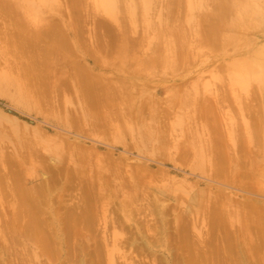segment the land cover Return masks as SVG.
I'll use <instances>...</instances> for the list:
<instances>
[{"label": "bare ground", "instance_id": "bare-ground-1", "mask_svg": "<svg viewBox=\"0 0 264 264\" xmlns=\"http://www.w3.org/2000/svg\"><path fill=\"white\" fill-rule=\"evenodd\" d=\"M12 1L0 0V46L8 49L0 52V63L10 67L0 79L26 98L8 96L12 104L44 117L49 111L53 121L49 127L41 120L30 127L0 110V124L8 122L14 133L12 144L0 141V205L10 209L1 221L14 244H32L25 253L17 249L13 264H103L102 255L109 249V264H264V208L258 205L264 187L256 185L255 176L259 172L264 177V162L259 169L260 154H250L253 143L263 137L254 119L260 120L258 113L255 116L261 102L257 92L264 96V34L262 40L247 37L264 30V0H186L194 14L184 5L187 15L185 9L178 11L188 17L177 23L180 13L168 7L171 1L162 0L164 6L168 3L165 16L148 21L143 14V32L139 28L145 19L139 24L136 18L138 28L136 15L128 16L135 14V6L125 0L123 5L121 0H95L96 9H104L108 17L103 11V16L92 14L94 5L92 12L81 8L80 0H57L61 4L54 8L44 0ZM148 1L140 2L141 12ZM129 4L127 13L121 7ZM21 6L19 13L36 9L28 16L33 26L22 17L26 11L19 16ZM48 6V12L64 10L65 18L47 17ZM194 8L200 11L196 16ZM178 37L188 44L181 41L180 48ZM229 44L238 54L229 61L231 69L224 65L227 79L223 71L222 83L211 77L215 87L211 79H189L191 70L226 56ZM202 46L214 54L205 53ZM247 49L251 54L244 53ZM216 65L211 70H217ZM216 78L220 86L233 87L231 97L234 90H248L243 107L249 104L251 109V104L254 109L260 101L258 109H251L255 118H249L250 127L258 125L253 128L254 142L243 136L247 127H241L243 133L235 125L245 142L235 127L227 125V131L219 126L224 116L215 115L213 106L222 99L209 90L217 89ZM197 82L211 95L202 89L205 95L198 92L193 99L186 93L192 87L201 89ZM230 89L222 91L224 99ZM192 101L202 114L199 109L181 112L182 107L176 114L177 104L184 107ZM0 137L13 141L10 134L0 132ZM250 143L248 149L245 144ZM249 161L257 163L255 174Z\"/></svg>", "mask_w": 264, "mask_h": 264}, {"label": "rangeland", "instance_id": "rangeland-1", "mask_svg": "<svg viewBox=\"0 0 264 264\" xmlns=\"http://www.w3.org/2000/svg\"><path fill=\"white\" fill-rule=\"evenodd\" d=\"M11 1H12V0H11ZM15 1H16V0H15ZM21 1H22V0H20V2H21ZM23 1H24V0H23ZM77 1L79 2V0H77ZM115 1H116V0H114V3H115ZM119 1H120V0H119ZM121 1H122V2H119V3H122V5H123L124 0H121ZM130 1H131V2H130ZM143 1H144V0H143ZM154 1H156V0H153V2H152V0H149V1H148L149 7L152 8V9H151L152 12H149V11H151V10L148 11L149 7H146V8L142 7V12H141V8H140V7H141L142 5L140 4V2L142 3V0H125L126 4L130 3V4H132V7H133V5L136 7V8L133 7V8L135 9V11H134V9L131 7L132 10L134 11L133 13H135V14H133V16L130 17V15H131L130 13H131V12L129 13V15H128V14H127V15L129 16V19H130V18L133 19L134 15H136L134 18H135V19L137 18L138 21H139V22H138L137 19H136V21H135V20L133 21V22H135L134 24H135L136 26H138L139 24H141V23L143 22L142 24H143L144 27L139 28V26H138V28H139L140 30L142 29V32H143V28H145V23H144V22H145V21L147 22V18H148V21H150V19H152V18H153L152 20H155V21H156V18H157L159 15H164V16H165V14H166V12H165V11H166V7H165V6H166L168 3H166V5L164 6V4H165L164 1L162 2V0H157V1L155 2L156 4H154L155 6H154V5H151V6H152V7H151L150 4H151V3H154ZM165 1H166V0H165ZM169 1H171V4H170L169 6H168V5H167V6H168L169 8H173V9L175 8V12H177L178 10H180V12H181V11H183V9H185V8L187 9L188 6L190 5V4L188 3V1H186V0H183V1H182V0H180V1L178 0L177 2H174V1H176V0H173V1H172V0H169ZM169 1H167V2H169ZM17 2H18V1H17ZM20 2L18 3L19 5H21V3H22V2H21V3H20ZM47 2H50V3H48V4H49V6H51L50 4H52V5H53V6H52L53 8H54V5H57L58 3L61 4V2H59V1H57V0H47V1L44 0V4H45V5H46ZM52 2H54V3H52ZM80 2H84V5H83V3L81 4V8H82V6H84V9L86 8L87 11H90V10H91L90 7H91L92 5H94L95 8H93V9H94L95 11H94L93 9H92L93 12L90 11V12H92V14H93V13H98V14L102 15V12H101V11H103V15L105 14V16H107V13L105 12L104 9H103V10H100V7H99V9H98V8L96 9V4L94 3L95 0H80ZM97 2H98V1H96V3H97ZM158 2H159L160 4H157ZM183 2L188 3V5L185 4V3H183ZM12 3H14V2L12 1ZM23 3H24V2H23ZM93 3H94V4H93ZM163 3H164V4H163ZM175 3H176V5H175ZM177 3L179 4V6H177V5H178ZM190 3H191V2H190ZM15 4H17V3H14V4H13V8H14V9H15V8H16V9L18 8L17 10H19V6L15 5ZM48 4H47V5H48ZM130 4H129V5H125V7H123V6L121 7V5H120V6H118V8L121 7L122 10H123V9L126 10V6H129V9H130V6H131ZM181 4H182V5H181ZM47 5H46V6H47ZM140 5H141V6H140ZM172 5H175V7L172 6ZM180 5H181V6H180ZM184 5H186L185 8H183ZM49 6L46 7V11H45V12H47V13H45V15H46L47 17H48L49 15H50L49 17H51V16H54V17H55V16H56V19H58V20H61V18H62V19L65 18V14H63V11H64V10H62L61 13H60V12H52V11H49V12H48V10H49V8H50ZM171 6H172V7H171ZM176 6H177V7H176ZM26 7H27V6H26ZM92 7H93V6H92ZM92 7H91V8H92ZM158 7H159V8H158ZM163 7H164V8H163ZM179 7H181L182 9L179 8ZM22 8H24V7L21 6L20 11H18V14H20L19 16H22V15H23L22 13H24V12L26 11V13H24V16H22V17H23L24 21H26L27 25H29V26H33L34 23H32L31 20H29V17H28V16H31V14H33L34 11H35L36 9L33 8V12H32V10H31V11H27V10H25L24 12L19 13V12H21V11L24 10V9L22 10ZM101 8H102V7H101ZM178 8H179V9H178ZM16 9H15V10H16ZM30 9H32V8L30 7ZM115 9H116V8H115ZM143 9H145V12H143V11H144ZM153 9H154L155 11H154ZM164 9H165V10H164ZM186 9H185L184 11L186 12V15H187L188 10H192V8H191V9L188 8V10H186ZM28 10H29V7H28ZM124 10H123V11H124ZM117 11H118V9H117ZM128 11H131V10H126L127 13H128ZM157 11H158V12H157ZM162 11H163V12H162ZM16 12H17V11H16ZM64 12H65V11H64ZM100 12H101V13H100ZM180 12L178 11V13H180ZM194 12H195V15H194V16H196V14H197L198 12H200V11L194 8ZM250 12H252V11H249V12H247V13H248L249 15H251ZM30 13H31V14H30ZM59 13L62 14V15H60ZM83 13H84V11H83ZM85 13H86V11H85ZM118 13H119V12H118ZM120 13H121V15H120ZM120 13H119V15L122 16L123 18H124V17H126V19L128 18L127 15L125 16V15L123 14L124 12H121V10H120ZM149 13H150V14H149ZM152 13H154V14H152ZM157 13H158V14H157ZM163 13H164V14H163ZM16 14H17V13H16ZM18 14H17V16H18ZM122 14H123L124 16H123ZM143 14H145V15L148 16V17H147L146 19L143 18V17L145 16V15L143 16ZM176 14H177V13H176ZM190 14H191V15L194 14V13H193V10L190 11ZM26 15H27V16H26ZM103 15H102V16H103ZM116 15H118V14H116ZM119 15H118V17H120ZM152 15H153V16H152ZM186 15H185L184 12H183L182 14L180 13V14H179V17H178V18H180V19L176 20L175 23H177L179 20H184L185 18H187L188 16H186ZM191 15H189V16H191ZM246 15H247V14L242 15V16H243L242 18H243V19H246V18H247ZM249 15H248V16H249ZM10 16H11V15H10ZM105 16H104V17H105ZM154 16H155V17H154ZM192 16H193V15H192ZM63 17H64V18H63ZM107 17H108V16H107ZM107 17H106V18H107ZM116 17H117V16H116ZM11 18H12V17H11ZM142 18L145 19V20H142V22H141V19H142ZM120 19H122V18L120 17ZM126 19H125V20H126ZM129 19H127V20H129ZM123 20H124V19H123ZM125 22H126V21H125ZM137 22H138L139 24H138ZM127 24H128V23H127ZM138 28H137V30H139ZM140 30H139V31H140ZM262 31H263V32H262ZM262 31H261V30H258V31H253V33H252V32H251V33L249 32V33H247V35H248L247 37L250 36V38L252 37V39H255V38H257V39L260 38V39H261V38H262V34H264V30H262ZM255 32H256V34H255ZM164 33H166V32H164ZM257 33H258V34H257ZM85 34H86V32H85ZM172 34H175V33H172ZM172 34H170V35H172ZM249 34H250V35H249ZM162 35H163V34H162ZM162 35H161V36H162ZM164 35H165V34H164ZM167 35H168V34H167ZM175 35H177V34H175ZM253 35L255 36V38H253V37H254ZM157 36H158V35H157ZM159 36H160V35H159ZM159 36H158V37H159ZM242 36H243V35H241L240 37H242ZM83 37H85V39H86L87 41H89L88 38L90 39V37H88V35H86V36L83 35ZM86 37H87V38H86ZM166 37H167V36H166ZM169 37H170V38H173L174 35H173V36H169ZM180 37H181V36H180ZM156 38H157V37H155V39H156ZM183 38L186 40V39H188V36H184ZM183 38L181 37V39H183ZM82 39L84 40V38H82ZM149 39H151V38H149ZM184 39H183V40H184ZM146 40H148V39H146ZM152 40H154V37H152ZM183 40H180L179 37H178V41H177L176 44L180 43V44H179V47H180V48H181V46H180V45H181V41H182V45L185 44ZM239 40H240V39H239ZM241 40H242V38H241ZM241 40H240V44H241V42H242ZM261 40H262V39H261ZM85 42H86V41H85ZM174 42H175V41H174ZM185 42H186V41H185ZM188 42H189V41H188ZM188 42H187L186 44H188ZM1 43H2V42H1ZM237 43H239V42H237ZM176 44H175V50L178 51V50H180V49H177V45H176ZM186 44H185V45H186ZM2 46H4V44L0 46V52H2V51H4V50H6V51L8 50L7 48H3ZM183 46H184V45H183ZM188 46H189V45H188ZM227 46H228V45H227ZM8 47H9V46H8ZM179 47H178V48H179ZM207 47H208V46H205V47L202 46L203 49H204V48H207ZM230 47H231V46H230V44H229V46L227 47V51H228V49H229V52L225 53V54H227V55L224 56V57H222L224 61H222V58H221V59H219L220 61H219V60H218V61L216 60L215 62H213V63L210 64L209 66L207 65L208 67H203V68H200V69L198 68L199 70L196 69L198 72H197L196 70L194 71V72H196L197 74H196V73L194 74V72H192V70L189 69V70H191V73H193L192 76H190L189 79H191V78L194 79V78L197 77L196 75H198V77H200V78L202 79V81H201V80H200V81L203 83V80H205V81L207 82V81H210V80H207V79H211L212 76H213V78H214L215 76H217L218 79L220 78V80H219L220 83H222L221 80L224 79V77L226 78V77L228 76V75H227L228 72H226V74H225V71H226L227 68H228L227 66H229V68H230V65H231V62H232L231 60H233V57H236V55L238 54V53H237V54H233V51H232L233 48H230ZM202 48H201V49H202ZM77 49H81V50H82L81 47H77ZM203 49H202V50H203ZM208 49H209V48H208ZM208 49H206L207 52H206L205 49H204L203 51H204L205 53H208V54H209V53H210V54H214V53H211V52H212L211 49H209L210 51H208ZM245 49H246V48H245ZM202 50H201V51H202ZM58 51H59V49H58ZM62 51H63V50H62ZM62 51H61V52H62ZM203 51H202V53L204 54L203 56L205 57V53H204ZM230 51H232V52H230ZM244 51H245V50H244ZM247 51H248V53H249L250 49H249V50L247 49L244 53H247ZM64 52H65V50H64ZM64 52H63V53H64ZM251 52H252V51H251ZM251 52H250L249 54H251ZM228 54H230V55H228ZM234 55H235V56H234ZM6 56L9 57V59H14L13 56H12V53H11V52H8V54H7ZM6 56H5V57H6ZM228 56H230V58H232V59H229ZM107 57H109V56H107ZM220 57H221V56H220ZM110 58H111V57H109L108 59H110ZM227 58H228V61H227ZM105 60H106V59H105ZM111 60H112V58H111ZM111 60H110V61L108 60L109 62H108L107 60H106V61H107L108 63H111V62H112ZM12 61H14V60H12ZM16 61H17V60H16ZM103 61H104V60H103ZM225 61H226L227 63H225ZM229 61H231V62H229ZM216 62H217V64L223 65V69H225V70H223L222 68L219 69L221 66H220V65H219V66L216 65ZM222 62H224V64H223ZM103 63H104V62H103ZM105 63H106V62H105ZM105 63H104V64H105ZM214 63H215V64H214ZM225 64H226V65L228 64V65L226 66L227 68H226V67L224 68V65H225ZM7 65H9V64L7 63ZM106 65H107V63H106ZM211 65H214V66L216 65V67H213V68H216L217 70L219 69L220 71H219V70L217 71V70H215V69H214V70L212 69V70H213V71H212V70H211V68H212ZM10 66H11V65H10ZM217 66H218V67H217ZM95 67H96V66H95ZM210 67H211V68H210ZM6 68H7V69H6ZM9 68H10V67H9ZM9 68H8V66H6V64H4L3 61H1V63H0V78H1V76L3 77V76L6 75V72H8V71L10 70ZM208 68H209V69H208ZM8 69H9V70H8ZM202 69H203V70H202ZM207 69L210 70V76H209V74H207V73H209V71H208ZM230 69H231V68H230ZM6 70H7V71H6ZM200 71H201V72H200ZM203 71H208V72L205 73V72H203ZM211 71H212V72H211ZM221 71H223L224 74H223V73H220ZM228 71H230V70H228ZM13 72H15L14 69H13L12 73H13ZM9 73H10V72H9ZM198 73H199V74H198ZM201 73H203V74H201ZM204 73H205V74H204ZM222 74L224 75V77H222ZM228 74H229V73H228ZM226 75H227V76H226ZM12 76H15V74H12ZM17 78H19V77H17ZM20 79H21V77H20ZM20 79H19V80H20ZM226 79H227V78H226ZM226 79H225V80H226ZM1 80H2V79H0V88L2 89V91H1L2 94H0V110H3V111L8 115V118H11V119H12L13 117H16V118L18 117V118H17L18 120H20V121H25L26 124H27L28 126H30V127L35 126L36 122H38V120H39V121L41 120L44 126H48V127H49V125H48L47 123L53 122V121L50 120V118H51L50 116H51V115L48 114L49 111H48V112L45 111V113L43 112V113H44L43 115H45V117H44V116H39V115H37V114H33L34 112L32 113V111H34V110H31V111H30V110H27V108L18 107V106L16 107V105H14V104H12V103L10 102V98H9L8 96L15 97V98H20V99H26V98L24 97L23 94L20 93L21 91L19 90V88H16L15 85H13V84H9V85H8V84L4 83V81H1ZM11 80L13 81L12 77H11ZM213 80L216 81L215 83L219 84V85H216V88H217V89H219V87H221V88L224 87V86H220V85H223V84H220V83L218 82L217 78H216V80H215V79H213ZM225 80H223V82H224ZM17 81H18V80H17ZM200 81H199V82H200ZM13 82L15 83V80H14ZM199 82H197V83L200 85L201 82H200V83H199ZM210 82H211V83H210ZM210 82H208V84L210 83V85L212 86V85H213V81H212V79H211ZM226 82H227V81H226ZM194 83H196V81H195ZM194 83H193V85H194ZM224 83H225V82H224ZM227 83H228V82H227ZM227 83H225V85H226ZM189 84H191V82L188 83V85H189ZM254 84L256 85L257 82H254L252 85H250L249 88H251V89L253 90L254 88H252L251 86H253ZM5 85H7V86H5ZM188 85H187V86H188ZM193 85H192V86H193ZM210 85H208V86H210ZM227 85H230V84L228 83ZM200 86L202 87L201 89L198 88V86H196V87L194 86V87H195L194 89H193V87H192V89H188V91H187V90H185V91H186V93H188V94H189V92H191L189 95H192L193 99H195L196 96L198 95V92H200L202 89H203L202 92H204V90L206 89V87H205L203 84L200 85ZM200 86H199V87H200ZM211 86H210V87H211ZM213 86H214V85H213ZM230 86H231V85H230ZM230 86H228V87L225 86V87L227 88V90H229V89H230ZM183 87H185V86H183ZM214 87H215V86H214ZM225 87H224L221 91H220V90H217V89L215 88V89L217 90V91L215 90L216 92L214 91V88H212V89L210 88V89H209V88L207 87L209 90H211V91L213 90V91H212L213 94L216 93L217 95H220V96H221V99H222V102L219 103V106H217V107H214V106H213V108H215V111H214V114H215V115H218V117L220 116V118H221L222 115L224 116V117H222V119H224V120L220 119L221 123H220V121H218V124H219V126H221V127H222V125H223V129H224L227 125L233 126V127H235V128H236L237 125H239L238 128H240V130H242L243 127H247V129H249L250 131L247 130L246 128L243 129L244 132H245V130L247 131V135L245 134L246 132L244 133L243 130H242V132H243L245 135L241 132L240 136H238V134L240 133L239 129H238V130H237V128H236V129L234 128V129H235V131L238 132V133H237V136H238V137L241 138L242 134H243V136H246L247 139L250 137V138H249V141H248V143H249V142H251L252 138L255 136V135H253V137H252V134H254V130H255V129H253V128H257V127H258V125H257V127H256L253 123H252V125H254L255 127H250L251 124L249 125V122H250V121L252 122V120L249 119V118H252V117L255 118V116H256V117H259V116H257V113H258V115H260V117H259L260 120H258V118H255L254 120H256L255 122H257V123H258V122L260 123V125H259L260 128L258 127V130H259V129H260V130H259L258 132H260V134H262L263 137H262V139L259 140V138H261V135L259 136V135H258L259 133H257V135L259 136L258 139H257V140H259V141L257 142V143H258V146H257V144H256V141H257V140H256L255 138H254V139H255L256 141L253 139V140L255 141V143H253V144L255 145V147H254V145L251 144L252 142H254L253 140H252V142H251L250 144H245V146H246L248 149H250V145H252V146H251V147H252V148H251L252 152H250V154H251V153H252V155H255L254 153H256L257 155L260 154V155H258V158H257V159L255 158V159H256V162H257V163H260L261 166H260L259 169H261L262 164H263V162H264V161H260V159H261V160H264V157H263L264 155L261 154L262 152L264 153V108H263V107H264V96H263L260 92H257L258 95L255 93L256 91H259L258 88H257V86H255V87H256V89H255L256 91L254 90L255 92H252V94H253V95L256 94V95L258 96L257 98H259L261 102H260L257 98H256V100H255V97H254V98L251 97V98H252L251 100H253V101L255 100V101H256V102H253V104H254V103H257V100H258V103L260 102V103H259L260 108H259V110H255V111H258V112H256V115L254 114V115H255V116H254V115H252V111H254V109L256 108V106L258 105V103H257L256 106H255V104H254V107H255L254 109L252 108V106H251V104H250L251 109H253L252 111H251V109L248 107L249 104H247L246 107L249 108V109H248V110L250 111V112H249L248 110L245 109L246 107H243V105L245 104V102H243L244 104H242V102H241L242 99H244V100H245L246 98L249 99V97H245V95H247L248 90H247V91H240V90H236V91H235V90L233 89L234 91L232 92L233 94H232V97H231V90H232V88H233V87H232V88L230 89V94H228V95H230V96L228 97V95H226V98L224 99V97H222L223 94H224L222 91H223L224 89H226ZM189 88H191V85H190ZM199 89H200V90H199ZM208 89H207V91L204 92V93L207 94V93L211 92V91H209ZM208 91H209V92H208ZM249 91H250V89H249ZM202 92H200V93L202 94ZM217 92H218V93H217ZM220 92H221V93H220ZM224 92H225V94L229 93L228 91H224ZM238 92H239V94H238ZM200 93H199V94H200ZM201 94H200V95H201ZM209 94L211 95V93H209ZM250 94H251V92H250ZM250 94L248 93V95H250ZM203 95H205V94H202V96H203ZM210 95H209V96H210ZM243 95H244L245 98H242ZM259 95H260V96H259ZM206 96H208V94H207ZM224 96H225V95H224ZM250 96H251V95H250ZM198 97H199V96H197V98H198ZM27 98H28V97H27ZM238 100H239V101H238ZM223 101H224V102H223ZM245 101H246V100H245ZM12 102H13V101H12ZM192 102H193V103H192ZM192 102L188 103V105H187V106H184V107H183V105H180V106H179V104H177V105H178V106H176L177 108L175 107V108H176V114H179V113H180V112H177V109H179L178 107H182L181 112H184V113H187V114H188V112L192 111L193 113H195L194 111H195V110H198V109H199V106H198V108H197V107H196V103H195V101H192ZM238 102H239V104H238ZM250 102H252V101H250ZM13 103H15V102H13ZM222 103H223V104H222ZM236 103H237V104H236ZM246 103H249V101H247ZM227 105H228V107H227V109H226V106H227ZM191 106H192V107H191ZM220 106H221V107H220ZM224 106H225V107H224ZM195 107H196L197 109H196ZM218 107H219V110L217 111V108H218ZM223 107H224V109H223ZM258 107H259V106H258ZM258 107H257L256 109H258ZM175 108H174V111H175ZM192 109H193V110H192ZM222 109H223L224 111H222ZM43 111H44V110H43ZM179 111H180V110H179ZM198 111H199V112H198ZM198 111H196V112L202 114V112H200V111H201L200 109H199ZM221 112H222V113H221ZM226 112H227V113H226ZM219 113H220V115H219ZM246 113H247V116L245 115ZM221 114H222V115H221ZM249 114H250V115H249ZM47 115H48L49 117H48ZM248 115H249L250 117H248ZM251 115H252V116H251ZM3 117H4V116H3ZM5 118H6V117H5ZM176 119H178V120H176V123H177V122L179 123V122H180L179 118L176 117ZM252 119H253V118H252ZM261 119H262V120H261ZM44 120L46 121V123L44 122ZM224 121H225V122H224ZM227 121H228V122H227ZM234 121H235V123H233ZM260 121H261V122H260ZM237 122H238V124H237ZM251 122H250V123H251ZM255 122H254V123H255ZM4 123H5V124H4ZM44 123H45V124H44ZM176 123L174 122V125H175ZM224 123H225V126H224ZM229 123H230V124H229ZM243 123H246L247 126H246L245 124H244V126H242ZM259 123H258V124H259ZM7 124H8V125H7ZM179 124L181 125V122H180ZM179 124H178V126H180ZM255 124H256V123H255ZM0 125H1V126H0L1 129L3 128L2 130H0V132H1V133H6L7 135L10 134V137L13 139V141L10 139V142H7V141L5 140V138L1 139V137H0V141H3L4 143H8V145L12 144L11 142H14V133L12 132V130L9 129V128H10V127H9V123L6 122V121H4L3 124H0ZM235 125H236V126H235ZM174 127H175V130H176V129H179V127H177V125H175ZM228 127H229V126H228ZM241 127H242V128H241ZM251 128H252V129H251ZM221 129H222V128H221ZM226 129H227V128H225V130H226ZM187 130L189 131L188 128H187ZM228 130H229V129H227V131H228ZM252 130H253V133L251 132ZM2 131H3V132H2ZM248 131H249V132H248ZM250 132H251V133H250ZM255 132H257V131H255ZM248 134H249V135H248ZM243 136H242L241 139H242V140H245V142H246L247 139H246L245 137H243ZM237 139H238V138H237ZM241 139H240V140L238 139V140L241 141ZM250 139H251V140H250ZM261 140L263 141V148L261 147V144H260V141H261ZM262 141H261V143H262ZM259 144H260V145H259ZM247 145H248V146H247ZM37 146L39 147V144H38ZM256 146L258 147L257 151L260 150L261 148L263 149V151H261L260 153H257V151H256ZM9 147H10V146H9ZM260 147H261V148H260ZM254 148H255V150H254ZM259 148H260V149H259ZM254 151H256V152H254ZM258 152H259V151H258ZM252 155H251V157H252ZM257 155H256L255 157H257ZM262 155H263V156H262ZM259 157H260V158H259ZM262 157H263V158H262ZM193 158L195 159V157H192V159H193ZM253 159H254V157H253ZM255 159H254V160H255ZM258 159H259L260 162H258ZM250 162H252V161H249L248 163L246 162V163L249 165V167H251L250 165H252V163L250 164ZM253 162L255 163V161H253ZM257 163H255V165H252V167H251V169H252L251 171H254V174H255L256 172H258L257 170H255L256 168L258 169V167H255V169L253 170V168H254L253 166H256ZM244 164H245V162H244ZM244 164H243V166H246V165H244ZM248 165H247V167H248ZM258 166H259V164H258ZM247 167H246V168H247ZM263 168H264V165H263ZM261 170L264 171L263 169H261ZM261 170H260V172H261ZM255 171H256V172H255ZM252 173H253V172H252ZM261 173H262V172H261ZM258 174H259V172L255 174L256 179L259 178L258 181L256 180V183H257L256 185H257L259 188L262 187V186L264 187V177H261V176L258 175ZM263 174H264V173H262L261 175L263 176ZM261 178H262V179H261ZM260 179H261L262 181H261ZM260 181L263 182V185H258V184H259L258 182H260ZM260 184H261V183H260ZM263 189H264V188H263ZM231 190H233L234 192H237V190L234 189V188H232ZM235 190H236V191H235ZM258 190H259V189H258ZM263 191H264V190H262V188H261V189H260V192H261L260 194L264 196V192H263ZM237 194H239V192H238ZM260 199H261V198H260ZM259 203H260V201H259ZM263 203H264V198H262V199H261V203L258 204L259 207L261 206L260 208L258 207L259 209L264 208V204H263ZM9 212H10V209H9V207H8L5 203H3L2 205H0V264H13V263H14V259L16 258V256H19V255H18V254H19V251H17V249L19 250V249L21 248L22 252H24V253L26 252L27 248H28V249H32V246H31L32 244H30V243L27 244V246H23V245H22L23 242H22L21 244H19V245H16V244H14V242H13L12 240H10V232H9V229H6L5 226H4V224H3L2 221H1V219H3V217H5V214H6V213L8 214ZM110 250H111V249H109L108 252H109ZM108 252H107V253H104V254L102 255V261H103V264H109V262L107 261V258H109V256L107 255ZM110 253H112V255L114 256V253H115V252H114V251H111ZM37 255H38V254H37ZM35 261H36V260H32V261H30V262L28 261L27 264H35ZM53 262H54L53 264H55V261H53Z\"/></svg>", "mask_w": 264, "mask_h": 264}]
</instances>
